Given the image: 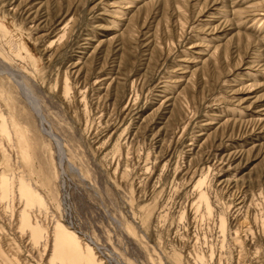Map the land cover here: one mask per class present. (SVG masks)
I'll return each instance as SVG.
<instances>
[{
	"label": "rangeland",
	"instance_id": "374dc122",
	"mask_svg": "<svg viewBox=\"0 0 264 264\" xmlns=\"http://www.w3.org/2000/svg\"><path fill=\"white\" fill-rule=\"evenodd\" d=\"M0 106L50 239L0 202L6 258L57 264L60 221L103 264H264V0H0Z\"/></svg>",
	"mask_w": 264,
	"mask_h": 264
},
{
	"label": "bare ground",
	"instance_id": "6f19581e",
	"mask_svg": "<svg viewBox=\"0 0 264 264\" xmlns=\"http://www.w3.org/2000/svg\"><path fill=\"white\" fill-rule=\"evenodd\" d=\"M65 28H63V30L61 31L58 40H63V38L66 37L67 29ZM65 92H66V96H68L69 95L68 87L65 90ZM41 121H42L41 123L44 122V119L42 117H41ZM48 128L46 127L43 128L44 133H46L47 136L52 138V140L53 139L55 140L56 136ZM19 131L20 130L16 120L13 117H9L4 112H2L0 106V138H1L0 154L2 158H4L6 163V167L4 170L8 169V167L11 168V160L8 157V153L4 147V143L13 141L12 133L14 132L15 134H17L19 133ZM60 150L62 151V147ZM11 175L7 171H3L0 173V202L1 204L6 205V207L7 206L10 207L11 203H13L14 205L15 201L19 200L18 203L20 207H22V209L18 214L20 218L19 219L20 229L23 232L30 233L31 240L33 241L34 245L38 246L41 243L45 242V250L48 251L49 249L48 244L50 242L48 232L45 228H43V226L39 224L38 221H37L38 223L33 222L31 217L32 216L31 211L33 209H38L40 212L47 209L46 201L41 196V194H39L24 178L20 177L18 178V180H16ZM199 195H200L199 199L201 200V202L204 200L206 201V195L203 192H200ZM205 205H206V210L208 211V213H210L211 211L210 206L208 205L207 202L205 203ZM224 220L225 219L221 220L222 221L221 226L222 225L225 226L224 224L226 222ZM52 234L54 241H53L51 262L57 264H103L101 261H99L94 248L89 244H87L86 246L83 245L78 234L74 230L70 229L67 225L61 223L60 221H57L55 227L53 228ZM0 257L3 260H5L7 264H20L18 262L19 260L17 261L6 258L4 251L1 248V243H0ZM198 261L201 264H207L205 258L199 257Z\"/></svg>",
	"mask_w": 264,
	"mask_h": 264
}]
</instances>
